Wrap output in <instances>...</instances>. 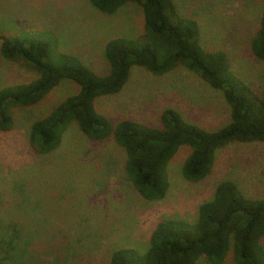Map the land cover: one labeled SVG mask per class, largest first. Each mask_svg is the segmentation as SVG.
Wrapping results in <instances>:
<instances>
[{
    "label": "rangeland",
    "instance_id": "rangeland-1",
    "mask_svg": "<svg viewBox=\"0 0 264 264\" xmlns=\"http://www.w3.org/2000/svg\"><path fill=\"white\" fill-rule=\"evenodd\" d=\"M173 1L179 16L197 22L203 50L225 52L236 78L261 95L264 61L253 56L250 43L264 0ZM143 25L142 10L132 3L107 15L88 0H0V36L50 31L61 52L99 76L109 71L105 43L117 37L143 40ZM34 78L24 63L0 55V88ZM78 90L62 80L38 104L12 109V129L0 131V264H108L117 249L144 251L159 222L194 221L198 206L222 181L233 182L248 198L264 199L260 142L218 150L211 174L194 183L182 175L191 149L179 147L167 167L169 189L155 201L139 196L127 178L124 151L112 136L93 141L71 122L55 151L37 154L29 143L31 124ZM94 107L112 126L130 119L158 128L165 109L206 131L230 121L222 93L183 67L156 76L133 66L124 88L97 98ZM222 264H234L231 250Z\"/></svg>",
    "mask_w": 264,
    "mask_h": 264
},
{
    "label": "trees",
    "instance_id": "trees-1",
    "mask_svg": "<svg viewBox=\"0 0 264 264\" xmlns=\"http://www.w3.org/2000/svg\"><path fill=\"white\" fill-rule=\"evenodd\" d=\"M100 13L112 15L127 4L143 13V40L117 37L105 43L108 74L99 76L77 57L58 49L50 31L0 36V55L22 62L36 73L33 80L0 88V131L13 127L12 109L30 107L44 99L62 80L79 90L57 103L30 127L29 143L37 154L55 151L71 122L93 141L110 136L125 154L124 171L144 200L164 198L169 189L167 167L179 147L190 154L182 165L183 178L199 182L213 169L216 152L231 143H264V90L256 95L232 73L225 52L200 46L197 22L177 14L173 0H88ZM253 56L264 61V10L251 39ZM133 66L153 75L183 67L220 91L230 109V121L216 131L185 122L165 109L161 126L130 119L115 126L97 113V98L118 94ZM264 199L246 197L231 181L220 182L212 197L198 206L194 221L166 219L157 224L144 251H113L108 264H222L230 250L234 264H264Z\"/></svg>",
    "mask_w": 264,
    "mask_h": 264
}]
</instances>
